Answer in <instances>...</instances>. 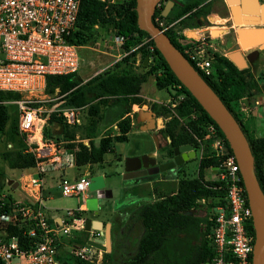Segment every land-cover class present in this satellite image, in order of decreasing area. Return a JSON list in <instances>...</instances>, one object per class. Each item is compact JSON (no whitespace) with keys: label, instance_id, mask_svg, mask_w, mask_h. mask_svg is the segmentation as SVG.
I'll use <instances>...</instances> for the list:
<instances>
[{"label":"built area","instance_id":"2783aa9c","mask_svg":"<svg viewBox=\"0 0 264 264\" xmlns=\"http://www.w3.org/2000/svg\"><path fill=\"white\" fill-rule=\"evenodd\" d=\"M79 4L80 0H0V92L19 96L14 102L18 112L17 131L27 143L26 152L34 159L30 172L19 175L16 180L14 190L20 191L18 198L10 191H0V264H59L57 248L61 240H73L74 234L83 230L84 219L79 216V209H66L63 218L49 213L41 193L42 178L58 172L60 196L83 202L88 194L90 177L87 174L76 180L64 176L63 172L73 164V153L65 146L62 135H43L47 116L40 104L51 100L42 97L47 76L78 71L79 47L69 43L67 38L76 28ZM153 21L163 32L171 28L161 12ZM122 42V37H112V47H118ZM180 46L193 67L203 76L210 77V50L191 41ZM147 49L151 54L152 47ZM151 58L152 55L147 60ZM173 88L172 93L180 91L178 85ZM184 97L180 93L179 99ZM176 104L173 101L170 106ZM80 110L64 106L55 108L53 115L70 129L81 124ZM204 129L201 140L211 143L218 161L217 166L210 169L224 186V204L214 208L209 219L211 227L206 239L211 256L205 264H250L254 241L252 218L238 166L215 127L205 123ZM11 227L23 230L22 242L8 233ZM86 233L88 238L84 245L75 247L72 253L82 259H89L95 253L99 256L101 251L87 242L102 240V232L90 230Z\"/></svg>","mask_w":264,"mask_h":264},{"label":"trees","instance_id":"16d2710c","mask_svg":"<svg viewBox=\"0 0 264 264\" xmlns=\"http://www.w3.org/2000/svg\"><path fill=\"white\" fill-rule=\"evenodd\" d=\"M167 0H161L159 2V8L155 9L151 20L154 24V17L159 15L164 3ZM176 3V0H173ZM174 4V8L182 7L183 3ZM179 5V6H178ZM104 4L97 0H80L79 10L76 20V28L72 32L67 41L76 46H85L92 42L90 26L95 22L96 18L106 20L109 30L112 32L113 36H119L123 38V42L120 46L116 47L119 53H127L124 55L120 61L121 63L127 61L131 58L137 50H140L143 58L152 55L153 70L156 72L154 78V85L157 89H169L172 86H180L179 93L184 94V99L187 103H192L195 110L200 113L202 122L212 124L218 135L223 139L226 150L231 154L228 145L221 135L220 131L216 125L207 117L205 112L200 108L196 101L189 95V93L182 87V85L175 79L173 74L168 69L166 63L160 56V54L154 48L149 36L139 30L136 25V0H130L124 5L115 4L111 5L109 10L103 9ZM205 9V8H204ZM201 10L202 11H204ZM186 10H181L179 14L184 13ZM196 11H193L183 17L178 21L179 25L184 27H196ZM203 16V14L201 15ZM199 16V17H201ZM167 17V16H166ZM166 17L164 20L166 21ZM106 18V19H105ZM168 22V21H166ZM169 38L170 43L182 54V49L179 43L176 41L174 34H169L164 32ZM146 37L149 41L147 45L152 47V53L149 55L148 50L138 48L134 51V48L139 45L140 39ZM183 55V54H182ZM185 57V55H183ZM186 58V57H185ZM189 64L193 67L192 63L186 58ZM211 68L212 74L210 77L203 76L195 67L194 70L199 74V76L204 80V82L210 87V89L216 94L220 99L222 104L230 112L236 122L239 124L241 131L243 132L247 143L250 148L252 156V166L256 179L259 183L260 189L264 194V186L261 179V173L257 166V157L254 144L251 139L246 134L241 123L235 117L234 113L229 107V102L242 97L241 91L244 86L241 84L243 78H241V73L244 70L236 69L230 61L226 58L211 55ZM142 77L130 76L127 73L115 72L114 74H105V76H97L86 83H82L77 73H71L61 76H47L45 78V88L44 92L48 95H59L65 96L69 99V104L66 106L80 107L91 103L95 100L107 98L108 100L104 103L100 116L98 117V130L105 129L112 124H115L119 136L114 138L115 141L125 140V133L129 130L130 120L126 117V114L130 112L131 105L137 102L135 95L138 93L139 85L142 83ZM255 86V85H254ZM252 86V87H254ZM239 90V91H238ZM176 93H173V97ZM19 96L15 93L0 92V101L3 99H17ZM180 115H183L181 110ZM187 113V112H186ZM135 116H133L134 120ZM6 117L4 113V108L0 102V132L3 129ZM47 124L50 125L49 132L52 135L62 134V132L67 127L60 123V120L56 118L53 114L47 118ZM177 125L176 120H172L169 124H166L164 130L162 131L167 137H169V143L165 151L167 154H171V149L181 145H192L193 148L197 147L196 140L201 139L203 134L200 127L195 122H188L184 127H179L178 131L174 133L175 127ZM56 130V131H54ZM44 132V131H43ZM94 135H86L83 138L89 139L88 148L81 144H78V150L75 153V164L77 166L84 164H93L101 160V157L111 150V139L101 138L97 145H93L90 139L95 138ZM218 161L216 158L201 157L198 161V180L193 182L181 181L178 184L176 194L174 197H167L162 202L148 206L147 208L142 205L138 210H145L143 217L137 220L135 223L139 224L142 231L138 235L137 231L134 230V245L128 248L130 253L129 261L126 264H140L142 258L148 253L149 250L156 249L158 251L157 255H161L162 251L168 250L172 246H182L184 241L179 237L183 231H187L192 227L193 219L191 216H184L186 218V223L180 221V216L176 215L178 211L188 212L190 211V205L192 204V199L196 197L205 196L213 193L210 189L204 188L201 183V174L205 169H210L217 166ZM34 166V159L29 155H22L17 152L14 158L8 163V168L10 169H30ZM214 185L219 186V190L214 192V195H220L221 200H219L215 205L222 206L224 204V186L223 182H218ZM173 207V210L170 208ZM135 210V209H134ZM142 210V211H143ZM133 210H130V212ZM183 217V216H182ZM152 222L154 224V234L153 244L146 240L150 239V235L147 233V225ZM180 224V225H179ZM121 223L117 221L114 217L111 221L110 228V241L111 249L108 253V258L110 264H122L120 260L119 246L117 244L116 227H120ZM209 230L211 223L208 224ZM193 228V227H192ZM130 229V228H129ZM249 229L251 230L250 226ZM8 233L13 236H17L20 242H22V229L17 227H11ZM209 233V231H208ZM148 234V235H147ZM146 238V239H145ZM148 238V239H147ZM145 239V240H144ZM24 244V243H23ZM185 246V245H184ZM203 247V248H202ZM195 251L187 244L185 246L186 250V262L184 264H205L209 261L211 252L208 247V242L206 239V245H204ZM163 249V250H162ZM61 264H85L80 260H72V258L63 259Z\"/></svg>","mask_w":264,"mask_h":264},{"label":"rangeland","instance_id":"374dc122","mask_svg":"<svg viewBox=\"0 0 264 264\" xmlns=\"http://www.w3.org/2000/svg\"><path fill=\"white\" fill-rule=\"evenodd\" d=\"M122 1H130V0H104L102 3L104 4L103 9L109 10L111 5L120 4ZM198 2H205L207 0H197ZM212 1L208 0L206 3L201 5L202 7H209L211 5ZM203 8V9H204ZM201 8L197 9L196 17L198 18L201 16L204 11ZM196 11V10H195ZM207 15V22L206 25H209L208 20L211 21V16L209 14ZM106 19V18H105ZM169 34H174L171 29H168L166 31ZM90 33H91V39L92 42L85 45V46H78V55L80 58V65L77 71V74L81 78L83 82L89 81L97 76H105V74H114L115 72H123L127 73L130 76L135 77H142L143 81L139 85L138 93L135 95V98L137 99V102L134 104L136 107H139L140 109L145 110H151L155 114V120L158 121V125L162 127L164 124H169L172 122V120H176L177 125L175 127L174 133L178 131L179 127H184L188 124V122H195L198 127L202 130V134H204V123L201 120L200 113L195 110L192 103H187L186 99L180 100V93L175 92L176 96L173 97L172 91L174 90L173 86L167 90L164 89H157L154 85V78L156 75V72L153 70V59L147 60L148 57L142 56V53L140 50H137L138 48H142L145 50H148V46L146 42L147 38L142 37L140 39L139 45H137L134 48L135 54L129 58L127 61L121 63L122 57H118L117 59L112 58L109 56V50L112 48L111 40L113 37L112 32L109 30V26L107 25L106 20L96 18L95 22L90 26ZM188 37H195V35L192 32L186 33ZM213 35H216V32H214ZM174 36L178 38V35ZM258 51V56L256 60L247 68L244 69L243 73H241V78H243V82L241 83L244 86V89L241 91L242 97H246L247 100H249V108L255 112V118L259 121V126H257L256 130H252L248 137L251 139V142L255 146L256 150V157H257V166L261 173V179L264 186V44L262 47L255 49ZM149 54V53H148ZM150 55V54H149ZM146 59V63L144 64ZM255 85V86H254ZM254 86V87H252ZM161 91V92H160ZM166 91L169 94V101L168 103H165V100L167 99ZM239 91V90H238ZM45 98L51 99L48 102L40 103L41 106L44 107V110H46V116L47 118L50 117L53 114V110L55 108L64 107L69 104V99L65 96L60 97L59 95H48L43 92V96ZM155 96H159V99H156ZM239 99V98H238ZM107 98H102L95 100L91 103H88L86 105L77 107L81 108L80 115L82 116L81 124L75 128H68L62 132V140L65 142L66 147H71L74 144H71L70 141L72 140H78L79 138H82L86 135H102L104 134H110L113 133V129H108L104 132H99L98 130V117L100 116V113L102 111V107L104 103L107 101ZM16 99H3L1 100V105L4 108L5 113V123L3 126L2 131L0 132V191L6 190L10 191V187H7L5 185L6 180H12L15 179L18 175V171H26L28 169H10L8 168V163L14 158L15 153L19 152L22 155H29L26 152V141L23 137H21L17 131V125H18V112L17 107L15 106L14 102ZM173 101H176L177 104L175 107H171L170 103ZM73 106V105H71ZM254 108V109H253ZM134 110H136L134 108ZM183 112V115H180L179 111ZM137 112V110H136ZM135 112V113H136ZM187 112V113H186ZM129 119V118H128ZM130 120V119H129ZM163 125V126H164ZM133 126V130H137L139 127V123H136ZM50 125L47 124V126L44 129L43 135L45 137L50 136H57V134L52 135L51 132H49ZM165 128V127H164ZM56 131V130H54ZM147 132H154L147 131ZM157 132V131H156ZM159 139L158 145L159 148L165 144V148L167 147L168 143H163V140L167 137L164 133H158ZM98 137V136H97ZM96 138V137H95ZM168 140L169 137H167ZM132 138H130L129 143H118L115 144V154L117 153H123L124 155H129L130 152H128V148L130 144H133ZM153 141V139H152ZM94 143L97 142V139H94ZM154 143V141H153ZM197 147L194 148L197 150V153L194 158L185 161L182 163L181 170L178 172L176 179L171 181L169 183L168 188L162 193L164 200L167 197H174L176 194V190L178 188V184L181 181L184 182H193L195 180H198V161L199 159L203 157H213L215 151L213 150L211 143L209 141H202L201 139L196 140ZM155 146V143H154ZM167 149V148H166ZM165 154V155H164ZM162 152H156V162L159 163L163 159V157H166L165 159H170L171 154H167ZM112 154H107L105 156V160H111ZM111 169H114L115 167L110 164ZM123 169V168H122ZM85 170V169H84ZM117 170V169H116ZM113 170V171H116ZM109 171V170H108ZM112 173V172H110ZM107 182L104 184V189L110 188L113 189V191H110V198H106V202L111 208H114V202L116 198V191L114 190L115 184L112 178H110V174H107ZM201 183L204 185V188L210 189L211 192H217L219 190L218 185H214L219 182L218 175L212 174L209 169H205L202 171L201 174ZM108 187V188H107ZM112 192V193H111ZM213 193L209 194L207 197L201 196L196 197L192 199V204L190 205V211L184 212V211H178L176 212L177 216H180V221L182 223H186V218L184 216H191L193 219L192 227L189 228L186 232L183 231L182 234L179 235L180 238L184 241V245L187 244L191 247L193 251L200 248L204 245H206V235L209 231V219L214 213V208L217 207L215 205L219 200H221L220 195H214ZM55 201L52 202V205H55L57 207H74L78 204L79 201H75L73 199L64 198L60 196L59 194H56L54 197ZM162 200L145 203L144 207L147 208L148 206H152L154 204H157L159 202H162ZM46 206V205H45ZM47 207V206H46ZM143 210V209H142ZM133 210L129 212L126 226H130L132 223H135L137 220H140L145 210ZM170 210H173V207L170 208ZM114 215H112L113 217ZM183 216V217H182ZM111 220V219H110ZM109 223V221H108ZM180 225V224H179ZM154 224L152 222L148 223L147 225V233L150 235V239L146 240V242L150 243V246H152L153 238L155 237L154 234ZM147 234V235H148ZM87 235H83L81 233H78L75 238L72 240L73 244L71 242V248H73L75 245H78L76 248H81L84 245V242L87 239ZM103 239V236H102ZM146 239V238H145ZM144 239V240H145ZM172 246L169 247L168 250L162 251L161 255H157L158 250L152 249L149 250L148 253L142 258L140 264H184L186 262V250L185 246ZM203 248V247H202ZM73 249H70V251L67 249V247H64L63 250L59 251L57 253V260L59 264L63 261V259L72 258L78 259L85 264H110L109 258H108V252H102L98 256L97 253H95L91 258L89 259H82L78 255H74L72 253ZM163 250V249H162ZM160 252V251H159ZM83 256H86L85 253L82 254ZM129 256H124L122 259L124 263L126 264L129 261ZM184 262V263H183Z\"/></svg>","mask_w":264,"mask_h":264},{"label":"crops","instance_id":"0c3cea01","mask_svg":"<svg viewBox=\"0 0 264 264\" xmlns=\"http://www.w3.org/2000/svg\"><path fill=\"white\" fill-rule=\"evenodd\" d=\"M99 2H103L104 0H97ZM208 1V0H207ZM205 2H198L197 0H176V3L174 4H181L183 3L182 7L180 8H174L172 5L171 9L169 10L168 14L166 15V21H168L169 24H171V30L175 35H178V42L179 44L184 43L185 41H191L196 42L199 46L207 47L210 50L211 55H217L223 58H226L228 61L232 63V65L236 68V63L242 64V67L238 70H244L247 69L255 60L251 63H248L246 60V57H248L249 53L259 47L257 45H253L249 48H242L240 44V40L238 39V36L236 35V31L238 30H264V6L258 1V0H210L212 1L211 5L209 7H205L203 16L198 17L196 19V27H184L182 25H179L178 21L181 20L183 17H185L187 14L195 11L198 8L203 9L201 5H203ZM127 3L126 1H122L120 3L121 5H124ZM179 6V5H178ZM136 7V6H135ZM136 9V8H135ZM186 10L184 13H180L181 10ZM232 10H235V14L232 13ZM209 14L211 16V21L208 20V26H199L198 22L200 18H204L207 20V15ZM235 20H237L240 24H235ZM187 32H192L195 37H188ZM214 32H216V35H213ZM176 39V38H175ZM246 43H249L251 41L250 39L244 40ZM177 42V43H178ZM264 44V42L262 43ZM109 56L112 58L117 59L118 57H123L121 53H119L118 49L116 47H112L111 50H109ZM231 56L236 57L235 61L231 60ZM258 56V55H257ZM250 58H252L250 56ZM79 76V75H78ZM80 78V77H79ZM81 79V78H80ZM82 81V80H81ZM87 82V81H86ZM83 82L82 83H86ZM161 90V89H159ZM166 90V89H164ZM161 92V91H160ZM167 99L165 100V103H168L170 97L168 92L166 91ZM156 99H159V96H155ZM249 100H247L246 97H240L239 99L232 100L229 102V107L234 113L235 117L238 119V121L241 123L243 129L246 131V134L249 135V133L253 130H256L257 126H259V121L255 117V112H253L252 109L249 108ZM138 111L139 107H136V105H131L130 112L126 114V117L130 119V127L129 130L125 133V140L123 141H115L114 138L116 136H119V131L115 124H112L111 126L99 130V132H104L106 130L113 129L114 132L110 134H104L100 133V135H97L96 138L90 139V141L93 143V145H97L98 141L101 138H110L111 139V150L107 153H105L101 160L97 163L93 164H84L77 166L75 164V153L78 150V144L83 145L84 147L88 148L89 139L87 138H79L78 140H72L70 141L71 144H74L71 147H67L70 149L73 153V164L71 167L67 168L63 174L66 178L69 180H76L78 177L83 176L87 174L89 177L91 176H102L103 183L106 184L107 182V174H110V178L114 181L115 187L114 190L116 191V198L114 208H111L107 204V202L104 200H101L97 213L93 215L92 213L86 212L84 204H82V201L79 199L74 198V200L78 202V204L74 207H57L55 205H52V202L55 201L54 197L56 194H59L58 189V172H51L45 175L42 178V200L44 204L48 208L49 213H55L57 216L62 217L63 212L66 209H79L81 213L79 216L83 219L90 218L93 220L100 221L103 225H110L111 228V221L115 217L117 221L121 223L120 227H116V236H117V244L119 246V252H120V260L122 264H125L123 261L124 256H129L131 252L128 251V248L134 245V230L137 231L138 235L141 234V227L139 224L132 223L130 226H126V221L129 215L130 210H137L145 203L155 202L162 200L164 196L162 193L168 188L169 183L176 179L177 174L171 175L168 171H163L159 173V175H155L153 177H147L140 180H123V160L126 157H133L138 156L146 153H152L156 160V152H162L165 153V144H163L160 148L158 145V133H163L165 125L162 127L157 126L158 121L155 120V134L154 132H147L140 129L141 123H139V127L137 130H133L134 122L133 116H135L136 110ZM254 109V108H253ZM153 112V111H152ZM154 113V112H153ZM155 116V114H154ZM155 119V117H154ZM157 124V125H156ZM157 131V132H156ZM156 137V143L158 146V149L155 148L154 143L152 141V137ZM130 138L135 140L133 144L129 145L128 152H130L129 155H124L123 153H114L115 152V144L118 143H129ZM94 139H97V142L94 143ZM169 143V140L167 137L165 140H163V143ZM195 155L197 153V150L194 149ZM107 154H112L111 160H105V156ZM165 155V154H164ZM166 157H163L159 163L161 164L165 162L167 159ZM188 162V161H187ZM184 163V162H183ZM110 164H112L115 168L111 169ZM85 169V170H84ZM117 169V170H116ZM109 170V171H108ZM116 170V171H113ZM212 174H215L214 171L209 169ZM30 169L26 171H18V175L15 179H12L13 182L16 183V180L18 179V176L21 174L29 173ZM112 172V173H110ZM170 175H169V174ZM108 188V187H107ZM10 194L18 198V195H20L19 190H14L10 187ZM107 190V189H105ZM108 190L113 191V189L108 188ZM112 193V192H111ZM60 195V194H59ZM90 194H87V196L84 198H88ZM67 198V197H64ZM73 199V198H69ZM112 215H114L112 217ZM63 218V217H62ZM111 219V220H110ZM109 221V223H108ZM130 228V229H129ZM102 234L103 231H101ZM78 233H81L83 235H87L85 231H78L74 235L76 236ZM71 242L73 244V241L70 238H63L58 245L57 253L64 249V247H67V249L70 251V249H73L77 247L78 245H75L73 248H71ZM85 243V242H84Z\"/></svg>","mask_w":264,"mask_h":264},{"label":"water","instance_id":"95a60500","mask_svg":"<svg viewBox=\"0 0 264 264\" xmlns=\"http://www.w3.org/2000/svg\"><path fill=\"white\" fill-rule=\"evenodd\" d=\"M161 0H136V25L137 28L145 32L156 51L160 54L168 69L175 79L196 101L200 108L205 112L207 117L216 125L221 135L225 139L228 148L233 155L238 166V173L241 178L247 204L251 211L252 229H253V246L250 264H264V194L260 189L252 166V156L247 140L240 129L239 124L222 104L216 94L204 82L194 68L189 64L186 58L177 50L169 41L166 34L157 28L151 17L156 6ZM264 6V0H258ZM173 0H167L162 9L161 16L166 17L173 5ZM235 14V10H232ZM206 20L200 18L199 26L206 25ZM235 24L240 23L235 20ZM264 24V23H263ZM236 35L240 40L242 48L246 49L253 45H260L264 42V30H238ZM250 39L249 43L244 40ZM259 48V47H258ZM252 57H246L248 63H251L258 55L257 50L249 53ZM235 61L234 56L230 57ZM146 63V59L144 64ZM238 69L242 64L236 63ZM135 123H141L140 129L143 131H152L155 128L154 113L151 110L140 109L136 112ZM155 148L158 149L156 137H152ZM171 158L161 164H157L152 153H146L133 157H126L123 160V180H140L150 175L159 174L163 171L172 173L183 162L195 157V151L192 145H181L171 149ZM5 184L15 189L17 184L12 180H6ZM87 192L90 194L82 204L86 212L95 215L101 200L110 198V191L104 189L102 176H91ZM90 230L103 231V239L88 241L87 245L96 248L102 252H110V225H103L98 220L85 218L83 220V231Z\"/></svg>","mask_w":264,"mask_h":264},{"label":"flooded vegetation","instance_id":"af4514ba","mask_svg":"<svg viewBox=\"0 0 264 264\" xmlns=\"http://www.w3.org/2000/svg\"><path fill=\"white\" fill-rule=\"evenodd\" d=\"M248 57H250V55H248ZM181 166H182V164L178 167V168H176V170H174L173 172H175L176 174H178V172L181 170ZM174 173V174H175ZM169 174V173H168ZM171 175H172V173H170ZM169 174V175H170ZM155 175H159V174H155ZM155 175H150V176H147V177H153V176H155ZM147 177H145V178H147Z\"/></svg>","mask_w":264,"mask_h":264},{"label":"bare ground","instance_id":"6f19581e","mask_svg":"<svg viewBox=\"0 0 264 264\" xmlns=\"http://www.w3.org/2000/svg\"><path fill=\"white\" fill-rule=\"evenodd\" d=\"M262 43H263V42H262ZM262 43L259 45V48L263 46V44H262Z\"/></svg>","mask_w":264,"mask_h":264}]
</instances>
